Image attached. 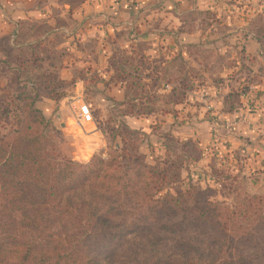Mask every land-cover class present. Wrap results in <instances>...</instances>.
<instances>
[{
    "label": "trees",
    "instance_id": "trees-1",
    "mask_svg": "<svg viewBox=\"0 0 264 264\" xmlns=\"http://www.w3.org/2000/svg\"><path fill=\"white\" fill-rule=\"evenodd\" d=\"M249 34L264 61V14ZM127 76L117 77L125 89ZM12 82L15 92L0 98V122L12 115L0 132V264H102L98 250L104 264H117L122 248L135 251L126 264H264L263 196L228 208L189 184L155 195L152 184L165 176L143 164L136 143L87 163L56 156L35 104L65 97L72 82L45 74Z\"/></svg>",
    "mask_w": 264,
    "mask_h": 264
},
{
    "label": "crops",
    "instance_id": "crops-1",
    "mask_svg": "<svg viewBox=\"0 0 264 264\" xmlns=\"http://www.w3.org/2000/svg\"><path fill=\"white\" fill-rule=\"evenodd\" d=\"M259 2L137 0L132 5H113L103 0H0V87L6 85L7 90H12L14 78L34 81L43 74L52 80L72 82L65 97L36 102V108L54 126L67 129L70 118L63 113L64 108L74 105L75 98L83 97L87 81L97 79L98 94L122 100L124 84L113 85L110 81L117 80L119 74H134L125 69L126 65L139 60L169 68L179 62L188 69L185 78L206 81L215 78L216 70H200V56L214 52L228 62L226 67L217 69L225 86L205 88L204 82L201 88L189 92L183 102L172 104L173 112L162 116L163 124L180 142L193 141L203 156L209 152L216 158L222 156L231 167L239 163L247 170L264 171L263 59L247 29V18L263 8ZM244 64L249 66L246 75ZM232 74L249 84L245 83L246 92L238 91V105L224 101ZM165 86L175 92L169 84ZM202 88L212 95L211 112L198 98ZM73 108L77 113V106ZM215 118L226 122L243 120L228 131L219 129L220 136L229 143L224 147L220 144L223 151L213 145ZM129 124L135 128L139 124L143 131L149 129L144 118ZM92 127L94 132L91 129L82 135L85 140L95 141L92 151H96L104 146V140L94 123ZM80 135L76 134V140Z\"/></svg>",
    "mask_w": 264,
    "mask_h": 264
},
{
    "label": "rangeland",
    "instance_id": "rangeland-1",
    "mask_svg": "<svg viewBox=\"0 0 264 264\" xmlns=\"http://www.w3.org/2000/svg\"><path fill=\"white\" fill-rule=\"evenodd\" d=\"M259 4L263 7L260 12L247 18L248 30H251L253 25L258 23L261 15L264 14V0H260ZM200 59L202 60V65L199 69L202 70L203 67L215 69L216 72L213 71L215 78L211 77L206 81H201L198 78H195V80L189 77L185 78L184 74L188 69L186 65L179 62L176 63L177 65H170V68L159 64L150 65L148 62L144 63L140 60L139 63L134 64L132 62L133 65L129 63L125 69L134 74L131 75L126 83H132V85L127 88L128 90L125 89L122 100L120 98L121 101L114 100V97L110 94H98L97 79L93 78L87 81L86 90L81 98L90 104L93 123L101 133L103 132V139H101L102 141L104 140V146L92 151L95 141L85 140L86 138L82 134H89L91 129L94 132L93 123L83 125L82 129L78 127L75 121L74 106L66 103L63 113L70 118L67 129L65 127L60 128L58 125L54 126L51 119L43 115L49 123L44 130V137L49 150L56 156L69 158L78 163H87L94 155H101L103 158H106L110 153L116 152V155H118L123 141L130 144L136 143L135 145L133 144V147L136 148L137 155L143 164L150 170L155 168L156 172L161 173V176H165V180H162V182L158 178L155 184H152V186H160L156 189V192L155 190L152 191L155 195H174L173 188L182 191L188 189L187 184H189L194 186L200 197L228 208L238 205L246 195L264 197L263 170L260 172L258 170H247L244 164L239 163L231 167L227 165L226 161L222 160L224 159L222 156H220L221 158H216L214 154L212 155L209 152L203 156L193 141L180 142L171 135L170 128L167 130L166 125L163 124L165 120L162 119V116L173 112L174 106L172 104L177 101L183 102L187 99L189 92L201 88V86L205 85L204 82L207 84L205 88L208 86H220V88L225 86L223 78H218L217 69L227 66L226 57L213 52L202 54ZM124 62L127 64V61ZM244 65L243 73L246 75L249 66ZM254 65L257 69L258 64L255 63ZM261 70L264 72V61ZM158 71L160 74H157ZM229 77L231 79L230 83L226 84L228 91L224 96V101L232 103V105H238L240 104L238 91L241 90L244 93V87H247L245 83L248 84V82L240 81L235 74ZM110 82L116 85L117 83L115 82L118 81L111 80ZM165 84L175 88V92L170 90L171 87L167 89ZM205 88H202L201 91L206 90ZM14 92V90H7L6 85L3 88L0 87V98L3 93L13 94ZM102 99L105 101H102ZM122 103L124 105H121ZM38 111L42 113L40 110ZM128 112H132V115H129ZM9 117L12 118L11 113ZM10 118L9 120L11 121ZM140 118L147 119L148 130L143 131L140 128L142 126L139 124L137 125L139 128L129 124L134 119L138 120ZM8 122L5 123L4 119L1 120L0 132L9 128ZM214 132L215 126H213L212 133ZM217 133L218 135H215V133L214 135L218 137V140L213 137V145L217 150L220 148L223 151L224 148L221 147L227 146L229 143L220 136V130ZM76 134L77 136L81 134L80 141L76 140ZM114 134H118L119 137H115L112 141L111 138ZM220 144L221 147H219ZM115 147L118 148L116 149ZM205 149L207 150L209 147ZM166 177L170 182L166 181ZM174 177L182 181V184L174 181ZM158 190L160 191L158 192ZM134 252L131 248L117 249L113 259L117 264H126L128 260L133 258ZM103 254V252L98 250L94 256L102 264L105 263L103 262L105 259Z\"/></svg>",
    "mask_w": 264,
    "mask_h": 264
},
{
    "label": "built area",
    "instance_id": "built-area-1",
    "mask_svg": "<svg viewBox=\"0 0 264 264\" xmlns=\"http://www.w3.org/2000/svg\"><path fill=\"white\" fill-rule=\"evenodd\" d=\"M105 2L111 3L113 5H119V4H128L132 5L134 4L137 0H103ZM199 100L202 102V104L205 106L207 112H211L213 108L212 104V95L207 91L203 90L200 91L198 94ZM73 106H77V113L75 114V121L78 127L81 129L83 128V125L93 123V117L91 113V109L89 105L81 98L77 97L73 100ZM214 126H215V135H218V130L224 129L225 131L230 130L231 128L236 127L238 124H241L243 120H234L230 122H226L224 120L218 119L214 120ZM214 135V136H215ZM217 139L218 137L215 136Z\"/></svg>",
    "mask_w": 264,
    "mask_h": 264
}]
</instances>
